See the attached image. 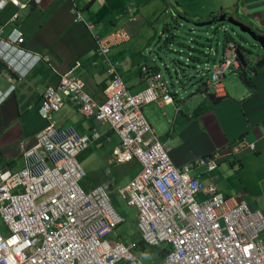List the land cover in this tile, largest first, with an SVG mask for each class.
Listing matches in <instances>:
<instances>
[{
  "label": "built area",
  "instance_id": "2783aa9c",
  "mask_svg": "<svg viewBox=\"0 0 264 264\" xmlns=\"http://www.w3.org/2000/svg\"><path fill=\"white\" fill-rule=\"evenodd\" d=\"M7 1L23 7L19 0ZM75 21H79L78 15ZM13 35L12 41L21 45L22 36L18 32ZM122 38L118 33L99 41V52L105 55L108 47ZM227 65L213 68L207 86L216 85ZM107 66L112 78L101 106L70 74L48 86L38 110L47 125L35 135L31 147L20 144V170L0 171V218L7 231L5 237L0 234V264H142L131 247L107 241L123 223L109 204L108 187L101 185L90 192L79 187L83 171L75 157L86 148L88 138L71 127L56 128L49 118L61 109L65 98L76 102L84 119L106 124L117 135L120 142L113 152L117 162L135 159L140 163V173L117 193L137 211L142 244L168 247L159 264H264V219L260 213L243 201L223 196L211 184L189 178L194 167L214 170V158L174 167L168 150L139 114L142 105L170 102L166 83L156 74L148 78L143 92L130 95L113 65L107 62ZM96 137L94 134L92 139ZM234 146L237 151L246 148L245 143ZM197 194L206 199L197 203Z\"/></svg>",
  "mask_w": 264,
  "mask_h": 264
},
{
  "label": "crops",
  "instance_id": "0c3cea01",
  "mask_svg": "<svg viewBox=\"0 0 264 264\" xmlns=\"http://www.w3.org/2000/svg\"><path fill=\"white\" fill-rule=\"evenodd\" d=\"M21 2L26 7L17 11L13 21L10 17L15 10L9 5L0 8L2 36L19 31L24 37L23 47L46 56L48 64L40 63L24 79L0 66V170L22 168L19 146L31 147L35 135L45 127L38 114L41 94L47 86L56 84L57 75L72 71L84 84L87 95L97 105L104 103V91L112 76L96 53L93 35L125 31L127 40L110 48L107 58L116 63L115 70L131 94L145 88L139 70L142 64L154 70L159 67L152 62L153 54L147 52L146 58L143 52L151 48L157 33L158 27L153 25L168 12L190 22H207L225 14L264 37V0H78L82 19L95 26L91 32L72 22L68 0H41L35 6L28 0ZM134 16L137 20L131 21ZM250 77L252 86L248 88L237 74L226 73L215 104L203 89H197L188 97H174L173 104L143 106L140 113L168 149L174 167L187 166L195 158L218 156L215 170L193 169L189 177L203 185L212 184L227 198L243 201L264 219V68ZM49 118L55 127H72L79 135L88 136L94 130L98 134L76 156L83 171L79 182L83 191L103 184L117 190L140 172L134 159L114 162L111 155L118 146L117 137L106 126L102 129L94 120H84L71 99H65L60 111ZM101 139L107 150L99 143ZM238 139L253 144L254 151L231 153V145ZM205 199L201 194L195 196L197 203ZM129 208L135 212L137 225V211ZM167 249L163 246L159 251Z\"/></svg>",
  "mask_w": 264,
  "mask_h": 264
},
{
  "label": "clouds",
  "instance_id": "9594fccd",
  "mask_svg": "<svg viewBox=\"0 0 264 264\" xmlns=\"http://www.w3.org/2000/svg\"><path fill=\"white\" fill-rule=\"evenodd\" d=\"M41 0H38L37 2L35 1V0H28V2L30 3V4H32V5H38L39 4V2H40ZM69 1V4H70V7H69V13H70V15L72 16V22L74 23V24H82L85 28H86V30H88V31H93L94 29H95V26H94V24H92V23H90V22H86V21H84L83 19H82V17H81V15L79 14V9L77 8V6H76V2L78 1V0H68ZM1 4H3V5H1ZM7 5H9V6H11V8H13L15 11H14V13L12 14V16L15 14L16 16L14 17V18H12V16L10 17V21H13L17 16H18V10H23V9H25V7H26V5L25 4H23L22 2H21V0H19V5H23V7L22 8H18V6L16 7V6H12L7 0H0V8H4L5 6H7ZM125 11L126 12H128V13H130L131 11L129 10V9H125ZM167 14H170V19H168V20H171V22H166V21H168V20H166V21H163L162 23H161V25H163V28H164V26H166V30L164 31L163 30V28H162V31H161V33H156L157 34V36H156V38H157V43H161V42H165V41H169V43H167L165 46H163L164 47V49H166L167 48V45H169V44H171L172 42H173V40H174V37L172 36V34H173V32H176L178 29H182L183 28V21H187V20H185V19H183V18H180L181 20H183V21H181L182 23H178V16L176 15V14H174V13H172L171 14V12H168ZM78 15V17H79V21H75V18H76V16ZM166 15V14H165ZM222 15H225V14H222ZM222 15H220V16H222ZM219 16V17H220ZM226 16V15H225ZM176 17V18H175ZM218 17V18H219ZM227 17V16H226ZM217 18H214V19H212V20H216ZM232 19V18H231ZM130 20L131 21H136L137 20V17H131L130 18ZM212 20H210V21H212ZM188 22H190V21H188ZM207 22H209V21H207ZM190 23H203V22H190ZM213 25H217V30L216 31H218L220 28H223L224 27V25L225 24H213ZM227 25V24H226ZM156 27H158V26H156ZM192 27V26H191ZM211 27V26H210ZM202 29V28H201ZM253 31V30H252ZM16 32H18L21 36H22V38H23V43L21 44V45H19V46H17L13 41H12V39H11V37L12 36H14L13 34L14 33H16ZM118 33H120L121 34V36L123 37L121 40H119L118 42H116V43H114V44H112V45H110L109 47H108V51H107V53L105 54V55H103L101 52H99V50H98V42L99 41H106V39L107 38H109V37H111V36H113V35H115V34H118ZM217 33V32H216ZM256 33V32H255ZM192 34H193V32H192ZM257 34V33H256ZM257 35H259V34H257ZM261 36V35H260ZM93 37V42H94V47H95V49H96V53L101 57V59H102V62H103V64H104V66H105V68L107 69V72H108V66H107V62L108 63H110L111 65H113V68H114V71H115V73L117 74V72H116V70H115V67H116V63H114V62H111L107 57H108V54H109V50H110V48H112V47H114V46H117V45H119V44H122L123 42H125L126 40H127V35H126V33H125V31L123 30V29H116V30H114L113 32H111V33H108V34H106V35H103V36H97V35H93L92 36ZM11 40H10V39ZM154 40H155V37H154ZM154 40H153V42H152V44H151V46H153L154 45ZM23 44H24V37H23V35L19 32V31H16V30H12L7 36H5V37H3L2 36V30L0 29V66L4 69V70H8V71H10V72H12V74H14V75H16L18 78H20V79H24L25 77H27L28 75H29V73L31 72V71H33V69L34 68H36L40 63H45V64H48V59H47V57L46 56H44V55H38V54H35V53H31V52H28L24 47H23ZM163 45V44H162ZM217 45V44H216ZM155 46V45H154ZM217 47H218V45H217ZM234 49H235V47L232 45V41H231V37H229V36H226L225 38H224V49H223V56H222V58L220 59V61H218V62H215L216 61V56L214 55V52L213 51H211V48H209V52H212L211 54H212V57H209L208 55L209 54H207V52H205L204 53V56L206 57V60H205V62L203 63V69H201V68H199L198 66H195V67H191V66H189V65H191V63H192V65H195V63H199V59H197V58H195L194 56H188L185 60H184V63H181V62H179V61H177V60H173L172 58H169V57H166L170 62H172V69H171V71H172V73L176 76V77H179L178 76V74H181L182 75V77L186 80V81H192L193 79H195L197 76L199 77V79H197L196 81L197 82H199V84H192L191 86L194 88V91L193 92H195L197 89H203V92L205 93V95L208 97V95H210L212 98H217V99H220V96L221 95H218V94H220L221 93V91H222V88H221V85H220V81H221V79L222 78H224V76H225V74L226 73H228V72H233V73H235V74H237V72L238 71H240V70H242L247 76H249L250 77V75L251 74H253L254 72H252L251 71V64H249V66L247 67V68H245V69H243L242 67H241V65L238 63V61L236 60V57H235V55H234ZM145 52H143V54L146 56V58H148V53L147 52H150V54H154V49H152V48H150L148 51H146V50H144ZM167 52L168 53H171L172 51L170 50V48L167 50ZM166 52H164V53H161V52H159V51H157L156 52V54H155V58H156V60L157 59H162V57H161V55L160 54H162V55H164V56H166V54H165ZM215 53H216V50H215ZM155 58H154V56H153V60H152V62L154 63L155 62ZM210 61V62H209ZM157 64V63H156ZM223 64H228L227 65V67H226V69L221 73V75H219V76H217V78H216V80H215V83H216V85L215 86H207V84H206V82H207V80L209 81L210 80V78H211V75L213 74V68L215 67V68H217L218 66H220V65H223ZM210 65V66H209ZM163 66L166 68V66H165V64H163ZM207 67V70H204V67ZM142 68H144L145 69V72H142ZM180 68H182V69H184V71H180ZM167 69V68H166ZM190 69H197V74L194 76L192 73H190ZM140 76L143 78V80H144V84H145V88L142 90V91H140V92H137V93H134V94H138V93H141V92H143L146 88H147V81H148V78L149 77H151V76H154V75H159L160 77H161V79L166 83V87H167V90H168V93H169V95H170V102H168V103H164V102H162L161 100H157L156 102H153V103H149V104H145V105H142L141 107H143V106H147V105H150V104H156V103H158V102H160V103H162V104H173L174 103V101H173V98L174 97H176L177 96V94H176V92L175 91H172V89H169L168 88V85H167V82L163 79V77H162V75H161V73H160V71H159V67H157V68H155V70L154 69H150L147 65H145V64H142L141 66H140ZM168 71V70H167ZM109 73V72H108ZM201 73H203V76H201ZM65 74H70L71 76H74L73 74H72V71H69L68 73H65ZM65 74H62V75H65ZM62 75H57V82L59 81V77L60 76H62ZM118 75V74H117ZM112 76V75H111ZM75 77V76H74ZM119 77V76H118ZM75 78H77V77H75ZM112 78V77H111ZM120 78V77H119ZM239 78V77H238ZM78 80H80L79 78H77ZM240 79V78H239ZM121 80V79H120ZM81 81V80H80ZM110 81H111V79H110ZM241 81V80H240ZM57 82H56V84H57ZM82 82V81H81ZM121 82H122V80H121ZM178 82H180V80L178 79ZM110 83V82H109ZM123 83V82H122ZM242 83V82H241ZM55 84V85H56ZM109 85V84H108ZM124 85V84H123ZM54 86V85H53ZM83 86H84V84H83ZM125 86V85H124ZM48 87V86H47ZM46 87V88H47ZM108 87V86H107ZM45 88V89H46ZM126 88V87H125ZM11 89H13V87L11 88ZM45 89L43 90V92H42V94H41V102H42V95H43V93H44V91H45ZM107 89V88H106ZM105 89V90H106ZM215 89H217V90H219V93L217 94L216 92H215ZM126 90H127V92L129 93V91H128V89L126 88ZM84 92H85V90H84ZM192 92V93H193ZM211 92H213V93H211ZM86 93V92H85ZM87 94V93H86ZM130 95H134V94H131V93H129ZM218 95V96H217ZM104 96H105V91H104ZM90 98V97H89ZM65 99H71V98H65ZM64 99V100H65ZM91 99V98H90ZM209 99V98H208ZM63 100V101H64ZM72 101H74L73 99H71ZM92 100V99H91ZM105 100H106V97H105ZM93 101V100H92ZM75 102V101H74ZM94 102V101H93ZM95 103V102H94ZM104 103H105V101H104ZM103 103V104H104ZM63 104H64V102H63ZM75 104H76V102H75ZM96 104V103H95ZM103 104H101V105H103ZM40 105H41V103H40ZM40 105H39V108H40ZM77 105V104H76ZM97 105V104H96ZM101 105H97V106H101ZM140 107V108H141ZM39 108H38V110H39ZM62 108V107H61ZM77 108H78V106H77ZM140 108H139V114L141 115V113H140ZM60 111V110H59ZM78 111H79V113H80V110H79V108H78ZM39 114V113H38ZM80 115H81V113H80ZM142 116V115H141ZM81 117H82V115H81ZM83 118V117H82ZM142 118H143V116H142ZM84 119V118H83ZM94 120L100 127L102 126V125H104V126H106L108 129H109V131L112 133V134H114L116 137H117V135L109 128V126L108 125H106V124H102V123H99V122H97L95 119H93V118H90V119H84V120ZM144 119V118H143ZM145 120V119H144ZM44 121V120H43ZM45 122V121H44ZM146 122V121H145ZM46 123V122H45ZM147 123V122H146ZM148 124V123H147ZM46 125H47V123H46ZM45 125V126H46ZM54 125V124H53ZM148 126H149V124H148ZM150 127V126H149ZM56 128H58V127H56ZM66 128V127H65ZM72 128V127H71ZM73 129V128H72ZM74 130V129H73ZM150 130H151V128H150ZM75 131V130H74ZM151 132H152V130H151ZM78 134V133H77ZM94 134H96L97 135V137H98V134L95 132V130L94 131H92V134H91V136L90 137H88V136H85V137H87L88 138V145H89V143L91 142V141H93V140H95V139H92V136L94 135ZM152 134H153V132H152ZM79 135V134H78ZM154 135V134H153ZM79 136H84V135H79ZM155 136V135H154ZM155 138L157 139V141L161 144V145H163L159 140H158V138L155 136ZM117 139H118V146H119V138L117 137ZM236 142H239V143H245V145H246V148H244V149H247V150H250V151H254V145L253 144H249L248 142H246V141H244L243 139H238V140H236V141H234L233 143H232V145H231V148H230V152L231 153H237V152H240V151H237V150H235V146H234V144L236 143ZM87 145V146H88ZM87 146H86V148H87ZM118 146L114 149V151H117L118 150ZM164 146V145H163ZM248 146H252V148H249ZM85 148V149H86ZM164 148H165V146H164ZM84 149V150H85ZM167 149V148H166ZM84 150H82V151H84ZM168 150V149H167ZM82 151H80V152H82ZM113 151V152H114ZM79 152V153H80ZM113 152H112V158H113V160H114V162H116V163H126V162H128V161H130V160H132V159H130V160H128V161H126V162H117L116 160H115V157H114V155H113ZM78 153V154H79ZM168 155H169V151H168ZM77 156V155H76ZM22 158V157H21ZM170 158V157H169ZM203 158H214L215 159V161H216V167H217V163H218V160H219V158H218V156H216V155H214V156H205V157H200V158H195L196 160H198V159H203ZM75 159H76V157H75ZM135 160V159H134ZM137 161V160H136ZM23 162V161H22ZM77 162V161H76ZM138 162V161H137ZM139 163V162H138ZM172 163V162H171ZM78 164V163H77ZM139 165H140V163H139ZM23 167V166H22ZM80 167V166H79ZM216 167H215V169H216ZM193 169H204V168H196V167H194ZM193 169H191V170H193ZM214 169V170H215ZM190 170V171H191ZM1 171V170H0ZM10 171V170H9ZM18 171V170H17ZM140 171H141V166H140ZM189 171V172H190ZM213 171V170H212ZM212 171H208V172H212ZM140 173V172H139ZM138 173V174H139ZM137 174V175H138ZM136 175V176H137ZM135 176V177H136ZM188 176H189V174H188ZM134 177V178H135ZM190 178V177H189ZM193 180V179H192ZM199 182V181H198ZM200 183V182H199ZM201 184V183H200ZM103 185H105V184H103ZM203 185V184H202ZM212 185V184H211ZM101 186V185H100ZM107 186V185H106ZM213 186V185H212ZM80 187V186H79ZM97 187H99V186H97ZM108 187V186H107ZM125 187V186H124ZM214 187V186H213ZM81 188V187H80ZM96 188V187H95ZM123 188V187H122ZM94 189V188H93ZM93 189H91V190H93ZM90 190V191H91ZM108 190H109V187H108ZM107 190V191H108ZM118 190V189H117ZM90 191H87V192H90ZM85 192V191H84ZM117 192V191H116ZM118 194V193H117ZM107 197H108V195H107ZM109 201V200H108ZM111 206V205H110ZM0 220H1V218H0ZM1 222L3 223V221L1 220ZM3 225H4V223H3ZM4 227H5V225H4ZM137 228V227H136ZM114 232V231H113ZM113 232L110 234V235H112L113 234ZM109 235V236H110ZM108 236V237H109ZM108 237H107V239H108ZM108 241V240H107ZM116 243H118V242H116ZM141 244H142V242H141ZM143 245V244H142ZM145 248H149V247H146L145 245H143ZM160 248H162V247H157V248H151V249H156V250H158L159 251V249ZM132 249H133V247H131V252H132ZM166 252V251H165ZM165 252L162 254V255H164L165 256ZM132 254L134 255V256H136L138 259H139V257H138V255H136V254H134L133 252H132ZM159 256H161V255H159ZM164 258V257H163ZM140 260V259H139ZM163 259H161V261H162ZM161 261H160V263H161ZM141 262V261H140ZM142 263V262H141ZM143 264V263H142Z\"/></svg>",
  "mask_w": 264,
  "mask_h": 264
},
{
  "label": "rangeland",
  "instance_id": "374dc122",
  "mask_svg": "<svg viewBox=\"0 0 264 264\" xmlns=\"http://www.w3.org/2000/svg\"><path fill=\"white\" fill-rule=\"evenodd\" d=\"M176 8V7H175ZM174 8V9H175ZM169 14H166L162 16V18L157 22V24L153 25V28H155L158 25L157 33H161L163 25H161L160 21L165 19V17H168ZM182 20L179 19L178 23H182ZM166 22H171V20H168ZM217 25H212L211 27H205L202 29L199 28H193L190 25H187L183 23V28L178 29L176 32H173L172 36L174 37V40L171 44L167 45V48L164 49L163 42L157 43V34L155 36L154 45L151 46L152 49H154V56L157 51H160L161 53L166 52V56L161 55L162 59L155 58V61L157 65L159 66V71L163 77V79L167 82L168 88L172 89L175 88V92L178 97L183 96L185 98L186 96H190L189 93H192L194 91V88L191 86L192 84H199L196 80L199 79L197 76L192 81H186L181 74H178L179 77H176L171 69H172V62H170L166 57L172 58L173 60H177L181 63H184V60L188 56H194L195 58L199 59V63H195V65H189L191 67L198 66L199 68L203 69V63L206 60V57L204 56V53L207 52L209 54V57H212V52H209V48H211V51L214 52V55L216 56V61H220V59L223 56V49H224V38L226 36H229L233 39L234 44L244 46L247 45L245 49H249L252 52L249 54V61H251L255 55H260L262 59L264 58L263 53L258 51L256 44L251 41L248 36H245L243 34H240L237 30H231L230 26L224 25L223 28H220L218 31ZM193 32V34H192ZM217 32V33H216ZM247 43V44H246ZM218 47H217V45ZM170 48L172 51L171 53H168L167 50ZM216 50V53H215ZM151 56V58H152ZM261 59V58H260ZM261 59V60H262ZM259 60V59H257ZM210 62V61H209ZM255 62V58L253 59V63ZM165 64L166 68L163 66ZM210 66V65H209ZM254 66V65H253ZM168 70V71H167ZM197 69H190V73H192L194 76L197 74ZM178 79L180 82H178ZM106 128L104 125H102V129ZM98 129V128H96ZM91 132L88 135V137L91 136ZM105 140L101 139L99 143L102 144L103 149L107 150L108 146L104 144ZM112 156V155H111ZM77 163L81 167V164L78 159H76ZM84 181V180H83ZM86 181V180H85ZM84 183V182H83ZM117 190L114 188H110L107 191L109 204L111 205L114 212L123 219V223L119 225L113 232V234L107 239L109 243H120L125 247H134L132 249V252L136 255H138L140 261L143 264H159L161 259L159 256V251L156 249L151 248H145L144 250H141L139 248V243L141 242L140 234L136 228V218H135V212L133 209L127 207L126 203L121 200V198L118 196ZM0 234L2 236H7L6 228L4 227L3 223L0 221Z\"/></svg>",
  "mask_w": 264,
  "mask_h": 264
},
{
  "label": "water",
  "instance_id": "95a60500",
  "mask_svg": "<svg viewBox=\"0 0 264 264\" xmlns=\"http://www.w3.org/2000/svg\"><path fill=\"white\" fill-rule=\"evenodd\" d=\"M170 19V14L168 17H165V19L162 20L166 21ZM183 21V20H182ZM161 22V23H162ZM185 24L192 26L193 28H205V27H210L213 24H227L228 26H230L231 30H237L240 34H243L245 36H248V38L253 41L256 44V47L258 49V51H260L261 53H263L264 55V37L257 35L254 31H252L250 28L234 21L233 19L226 17L225 15L220 16L219 18H217L216 20H212L209 22H203V23H190L188 21H183ZM232 41V45L235 47L234 49V55L236 57V60L238 61V63L241 65V67L243 69L247 68L249 66V64L253 63V60H251L249 62V54L252 52L251 50H247L245 49L247 47V45L244 46H240L234 44L233 39L231 38ZM224 43V42H223ZM247 44V43H246ZM255 59H260L262 58L260 55H255L254 57ZM253 58V59H254ZM255 63V62H254ZM164 255H161L160 258L163 259Z\"/></svg>",
  "mask_w": 264,
  "mask_h": 264
},
{
  "label": "trees",
  "instance_id": "16d2710c",
  "mask_svg": "<svg viewBox=\"0 0 264 264\" xmlns=\"http://www.w3.org/2000/svg\"><path fill=\"white\" fill-rule=\"evenodd\" d=\"M163 30L164 31L166 30V26H164ZM167 43H169V41H165L163 43V46H165ZM261 59L257 60L255 63H252L251 64V71L252 72H255L257 70H260V69L264 68V58L262 60ZM180 71H184V69L180 68ZM237 75H238V77L240 78L242 84L245 87H248L249 88V87L252 86V82H251L252 79H251V77L247 76L242 70L238 71L237 72ZM208 98H209L210 102L214 100V102L212 104H215L218 101L217 99L212 98L210 95H208ZM133 248H135V246ZM139 248L141 250H144V246L141 244V242L139 243ZM162 253H163V251H159V255H161Z\"/></svg>",
  "mask_w": 264,
  "mask_h": 264
}]
</instances>
